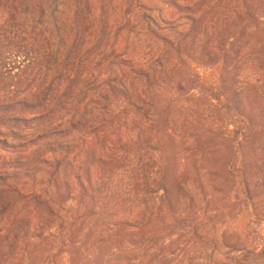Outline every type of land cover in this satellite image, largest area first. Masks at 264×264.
<instances>
[{"label": "trees", "instance_id": "trees-1", "mask_svg": "<svg viewBox=\"0 0 264 264\" xmlns=\"http://www.w3.org/2000/svg\"><path fill=\"white\" fill-rule=\"evenodd\" d=\"M157 4L172 16H157ZM263 29L264 0H0V264H20L36 247L51 263L84 239L119 264H173L202 228L166 238L179 219L196 223L208 211L206 188L219 190L218 140L228 175H241L236 201H253L247 173L264 170ZM20 60L26 77L13 75ZM193 66L228 74L232 95L215 98L232 107L228 134L212 127L213 113L195 117L212 89L178 79ZM176 147L211 154L202 178L177 170L171 181Z\"/></svg>", "mask_w": 264, "mask_h": 264}, {"label": "rangeland", "instance_id": "rangeland-1", "mask_svg": "<svg viewBox=\"0 0 264 264\" xmlns=\"http://www.w3.org/2000/svg\"><path fill=\"white\" fill-rule=\"evenodd\" d=\"M143 2V0H141ZM157 6H159L157 4ZM122 11L124 10L123 5L120 4ZM163 11L156 12L155 14L162 15L165 19H169L172 16L171 13L173 11H169L166 7L159 6ZM89 21L88 11L86 10L84 15V23ZM262 38L264 37V29L261 31ZM123 37L125 35L123 34ZM142 39L140 35L137 37V40ZM136 40V41H137ZM133 39L130 40L131 47L134 46L136 51L141 49V43H137ZM144 42V41H143ZM133 48V47H132ZM22 60L17 62V66L14 64L10 65L13 67H18L13 71V75H16L18 72L20 76L24 73L26 77L28 69H23L26 64L22 67ZM28 66V65H26ZM21 67V68H19ZM193 71L182 72L178 79L182 82H185L187 79L189 80H197V87L199 85H204L206 88H211L205 96H202V100L199 103H195V107L193 111L195 113V117L209 116L213 113V123H211L214 129L219 130L218 133H227L234 129V126L231 122L232 115V107L224 108V102L220 103L215 100L216 96L220 93H224L221 97H223V101L226 98V95L231 96L232 90L230 91L229 83H228V74L226 79L221 80L218 72L207 70L198 66H193ZM19 77V76H18ZM177 79V80H178ZM186 79V80H185ZM19 82H24V78L18 79ZM223 82L221 87L219 83ZM192 84L188 83L186 91H190V94L196 95L199 91H193L191 88ZM223 87V88H222ZM262 86H259V89ZM219 88H222L220 90ZM192 89V90H191ZM187 94V93H184ZM194 105V103H193ZM224 105V106H223ZM224 109H226L224 111ZM228 113V115L226 114ZM223 119V120H222ZM166 121L163 119L161 122V127L165 128ZM199 126V125H197ZM163 132L161 134V138L165 144L172 146V142L169 139V133ZM168 133V134H167ZM256 137V135H255ZM248 151V149H247ZM213 153L216 160L215 171L216 176L214 178V183L218 185V192L215 195H212L207 188L204 190L203 194L206 198L210 199L211 204L209 206L208 211L201 216V219L198 222H192L187 219V217H181L179 219L182 221L180 225V230L174 231L176 234L175 237H167L168 244L171 239H181L179 236H191L193 231L197 229V227H201L200 238H196L197 240L191 241L185 247L181 249V252L175 257L173 264H264V170L263 165L259 166L257 170H251L247 173L249 176L248 179L253 183V187L256 190L255 198L253 201H249L246 205L240 204L236 201V190H235V182L240 181V173L236 172V176L232 177L228 175V171L225 169V149L220 140L216 141L213 146ZM211 154H196L191 156H186L181 148L176 147V149L169 154L167 160H169L170 164V176L171 181H175V176L177 170H179V176L183 178V180H189L190 182L196 181L198 178H202V175H205L204 169L209 166L208 156ZM252 155L249 154L248 161L254 162L255 159ZM240 167L242 163L238 164ZM224 166V167H223ZM194 167V168H193ZM201 170V171H200ZM234 171V170H233ZM203 181V180H202ZM231 185L233 191H230L226 188L227 184ZM127 182V181H125ZM204 182V181H203ZM162 195V193H161ZM245 196L241 199L244 201ZM179 229V228H178ZM153 231V229H152ZM171 232V231H170ZM170 232H165V235H169ZM192 232V233H191ZM179 237V238H178ZM190 238V237H188ZM243 239L245 245L247 246L245 252H234L229 249L227 246L228 243H235L238 240ZM85 241H81L74 247L68 248L66 253H58L53 262H42L41 257L43 256V249L35 248L34 253L31 258L24 259L20 264H119V257L114 254V256L110 257L114 251L110 250L108 247H99L94 248V239H84ZM80 241V240H79ZM157 248L150 253L145 263L150 260L152 254L155 251L159 250ZM137 251V250H135ZM135 256H139L137 253ZM134 256V257H135ZM212 259L214 262H212Z\"/></svg>", "mask_w": 264, "mask_h": 264}]
</instances>
